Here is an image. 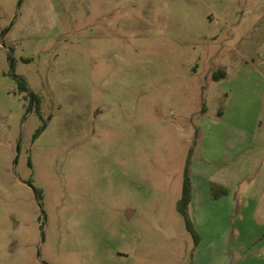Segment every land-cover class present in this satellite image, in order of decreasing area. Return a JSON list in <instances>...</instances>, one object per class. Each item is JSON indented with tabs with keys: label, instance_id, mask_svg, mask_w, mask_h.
<instances>
[{
	"label": "rangeland",
	"instance_id": "374dc122",
	"mask_svg": "<svg viewBox=\"0 0 264 264\" xmlns=\"http://www.w3.org/2000/svg\"><path fill=\"white\" fill-rule=\"evenodd\" d=\"M257 180L264 0H0V264H264Z\"/></svg>",
	"mask_w": 264,
	"mask_h": 264
},
{
	"label": "crops",
	"instance_id": "0c3cea01",
	"mask_svg": "<svg viewBox=\"0 0 264 264\" xmlns=\"http://www.w3.org/2000/svg\"><path fill=\"white\" fill-rule=\"evenodd\" d=\"M218 175V172H212L207 178L209 184H215L216 186L220 185V187L222 188V191H220V193L223 194L222 196H220L221 194L215 195L213 191L214 187H210V185L206 187L203 184H195V182H193V195L191 205H195L198 211L199 209L208 207V205L212 206V203L226 202L225 200L227 199V197L231 196L233 192L238 188L235 183L242 178L240 176H243V173L233 170L224 173L222 176ZM257 183L258 180L256 183L249 186L247 191H249V197L255 198L258 193L259 199L262 200L254 201L256 206L253 210L252 221L255 222L260 231H263L264 233V182L260 183V186Z\"/></svg>",
	"mask_w": 264,
	"mask_h": 264
},
{
	"label": "trees",
	"instance_id": "16d2710c",
	"mask_svg": "<svg viewBox=\"0 0 264 264\" xmlns=\"http://www.w3.org/2000/svg\"><path fill=\"white\" fill-rule=\"evenodd\" d=\"M217 78L218 77H224L226 76L224 71L219 72L218 75H216ZM19 84L21 86V88H27V84L25 79L23 78H19ZM46 124H44L39 130L38 133L36 134V136H38L45 128H46ZM192 195H193V187H192V179L190 176V164L188 163L186 169H185V176H184V183H183V191H182V197L179 200V202L177 203V208L178 211L181 213V215L185 218L186 224H187V228L188 230L191 232V234L193 235L195 242L198 243L199 242V235L196 232L193 223L190 219L189 213H188V207L192 201Z\"/></svg>",
	"mask_w": 264,
	"mask_h": 264
}]
</instances>
